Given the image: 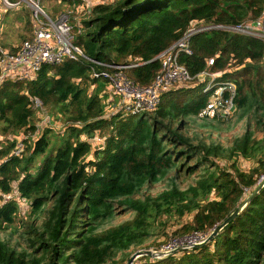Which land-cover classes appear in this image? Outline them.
Masks as SVG:
<instances>
[{
	"label": "trees",
	"instance_id": "obj_1",
	"mask_svg": "<svg viewBox=\"0 0 264 264\" xmlns=\"http://www.w3.org/2000/svg\"><path fill=\"white\" fill-rule=\"evenodd\" d=\"M261 17L264 24V0H101L73 20V33L90 58L142 61L125 72L150 85L161 68L156 57L193 22L235 25ZM191 45L193 53L180 61L192 75L215 57L210 70H223L219 80L236 82L231 117L202 114L210 97L207 80L162 93L155 110L107 117V95H101L107 80L93 77L85 59L44 65L30 80L2 81L0 264H127L138 249L211 232L252 194L264 176V42L207 30L194 34ZM35 97L71 122L57 146H50V128L30 136L40 131L33 121ZM245 118L255 125L226 144L185 130L201 119L223 133ZM108 130L104 147L94 148L89 139ZM23 131L26 147L17 156ZM241 159L251 165L242 168ZM163 181L162 190L143 192ZM185 217L192 218L181 222ZM171 220L179 227L164 232ZM160 233L169 237L149 244ZM134 264H264V186L210 242L165 258L142 256Z\"/></svg>",
	"mask_w": 264,
	"mask_h": 264
},
{
	"label": "built area",
	"instance_id": "obj_2",
	"mask_svg": "<svg viewBox=\"0 0 264 264\" xmlns=\"http://www.w3.org/2000/svg\"><path fill=\"white\" fill-rule=\"evenodd\" d=\"M44 0H0L1 7L7 10L18 8L25 2L33 19L32 36L24 39L21 43L6 47L0 35V84L7 78L18 77L21 79H33L44 65H56L66 59H85L90 62V70L93 77L104 78L111 88L120 95V102L116 104L114 98L107 97V107L114 106V114L137 115L145 111L155 110L161 102L162 93L173 89L177 85L192 81H205V92H210L203 115L229 116L235 110L234 97L237 92V84L233 80H219L223 76V70L211 71L215 57L208 61V68L197 75H192L188 67L180 61L184 53L192 54V36L207 30H229L232 32L249 35L264 42V24L262 17L257 20L245 21L235 25L223 23H200L193 22L188 30L171 46L160 53L156 59L161 60V68L150 85H140L128 77L125 70L143 63L130 62L124 64L107 63L88 57L81 46L75 43L73 33L76 19L75 9H68L53 18L43 6ZM83 3L76 8L89 12L95 2L101 0H82ZM18 47L14 52L11 48ZM228 93V96H226ZM34 103L42 107V102L35 97ZM43 121H50L49 116H44ZM98 144H104L105 140L99 135L94 138ZM25 149L24 141H19L14 154L19 156ZM1 163V161H0ZM264 180V176L262 178ZM261 180V181H262ZM209 233H192L176 237L164 247L154 248L162 252L160 257L168 256L174 250L192 249L202 243ZM188 236V237H186ZM161 249V250H160ZM159 257V258H160Z\"/></svg>",
	"mask_w": 264,
	"mask_h": 264
},
{
	"label": "rangeland",
	"instance_id": "obj_3",
	"mask_svg": "<svg viewBox=\"0 0 264 264\" xmlns=\"http://www.w3.org/2000/svg\"><path fill=\"white\" fill-rule=\"evenodd\" d=\"M107 1V0H105ZM83 1L79 2V0H71V2L67 3L64 0H44L43 1V6L45 9L48 11V13L53 17L56 18L60 13L68 10V9H75L74 15L76 16V19H79L83 16V14L87 13V11L83 12L85 9H79L76 8L80 4H82ZM1 7V5H0ZM1 10L4 12V9L1 7ZM33 19L32 16H30V9L28 5L23 2L18 8H15L9 12L6 13V15L2 18H0V34H1V39L3 40V43L6 45V47H10L11 44L13 43H21V41L24 40L25 37H29L32 34V23ZM104 89L101 92V95H107L109 98H114V102L118 104L120 102V95L117 94L111 86L107 83L104 82ZM89 92H92V89L89 90ZM107 99V98H106ZM104 99L105 104H107V100ZM37 104L34 103L33 109H34V118L33 121L34 123L40 128V131L37 130L35 133L32 135V139L37 137V134H40L41 132H44L46 129L51 130L50 133H48L49 139H50V146L54 147L60 144L61 140L66 137L68 134V126L71 124L70 121H66V117L61 113H59L58 107H48L42 105V107H37ZM114 112V106L111 104L107 109H105L104 113L105 116H111L110 114ZM49 116L51 118V122L43 121L44 116ZM233 115V114H232ZM232 115H229L230 117ZM210 116V115H208ZM202 117V116H201ZM211 117V116H210ZM81 122H78L80 124ZM252 124L253 126L255 125V119L253 118H245L244 120L240 121L237 123L232 129L230 130H224L223 133H220V130L213 129L212 127L204 125V122L201 119H196V121L191 122L187 128H185L186 132L190 135L196 136L198 139L205 140L207 142L211 140H221L222 143L226 144L228 143L234 136L241 134L246 127L249 124ZM67 132V133H66ZM103 131H96V135L101 136L104 138L105 143L104 144H98L95 142L94 138H90L89 141L91 142L92 146L94 148H98L99 146H103L106 144L107 140V135L110 131L108 130L107 133H104L102 135ZM30 132L28 133V135ZM65 135V136H64ZM27 138L26 133L23 131L20 133V135L17 137L18 143L16 148L19 145V141L25 140ZM81 138H85L84 135L81 136ZM30 138L29 144H32L33 142ZM195 139V138H194ZM32 140V141H31ZM196 140V139H195ZM197 141V140H196ZM26 147V145H25ZM15 148V149H16ZM14 149V150H15ZM23 152V151H22ZM22 152L20 155H22ZM27 153V152H26ZM19 155V156H20ZM93 154L89 155V158H92ZM40 160V159H39ZM38 161V160H37ZM241 167L247 169L250 165L251 162L249 163L248 160H243L241 159L240 161ZM191 180H188L185 182L184 185L189 183ZM167 182L163 181L157 185L147 187L144 189V193H156L160 190H162L164 187H166ZM3 201L4 199H0ZM192 217H185L182 219L181 222H188L191 220ZM179 227V224L175 220H171L169 225L167 224V227L164 229V232H169L173 233L176 232L177 228ZM160 229V227H159ZM160 231V230H159ZM161 236H158L152 238L149 241V244H152L153 246L157 242H162V240L166 239L169 237V235L160 233ZM210 235V234H209ZM208 235V236H209ZM191 236V235H189ZM188 237V236H186ZM173 239V238H172ZM163 243V242H162ZM169 243L163 244L167 245ZM148 248V247H146ZM154 248V247H152ZM142 249V248H141ZM140 250V249H138ZM161 250V249H160ZM166 256L160 257V258H165Z\"/></svg>",
	"mask_w": 264,
	"mask_h": 264
},
{
	"label": "water",
	"instance_id": "obj_4",
	"mask_svg": "<svg viewBox=\"0 0 264 264\" xmlns=\"http://www.w3.org/2000/svg\"><path fill=\"white\" fill-rule=\"evenodd\" d=\"M264 186V180H262L260 182V184L256 187V189L252 192V194L241 204L239 205L235 211L228 217L226 218L221 224L217 225L216 227H214L212 229V231L210 232V235L205 239V241H203L200 244H197L195 247L206 244L208 242H210L211 240H213V238L219 233V231H221L229 222H231V220L244 208V206L250 201V199ZM179 251V249L174 250L175 253ZM162 254V252H157L154 248H142L140 250L135 251L130 259L128 260L127 264H134V262L142 257V256H151L154 258H159L160 255Z\"/></svg>",
	"mask_w": 264,
	"mask_h": 264
},
{
	"label": "crops",
	"instance_id": "obj_5",
	"mask_svg": "<svg viewBox=\"0 0 264 264\" xmlns=\"http://www.w3.org/2000/svg\"><path fill=\"white\" fill-rule=\"evenodd\" d=\"M9 11H11V10H7V11H5L4 10V12L1 10V8H0V18H2L3 19V17L6 15V13L7 12H9ZM1 35V34H0ZM2 42H3V40H2ZM20 43V42H19ZM18 43V44H19ZM14 45H17V43L15 42V43H13V44H11V46H14ZM6 46V45H5Z\"/></svg>",
	"mask_w": 264,
	"mask_h": 264
}]
</instances>
